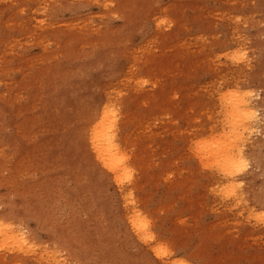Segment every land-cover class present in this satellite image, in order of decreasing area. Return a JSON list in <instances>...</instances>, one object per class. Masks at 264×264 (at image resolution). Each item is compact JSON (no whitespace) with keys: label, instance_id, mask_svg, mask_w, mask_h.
<instances>
[{"label":"rangeland","instance_id":"374dc122","mask_svg":"<svg viewBox=\"0 0 264 264\" xmlns=\"http://www.w3.org/2000/svg\"><path fill=\"white\" fill-rule=\"evenodd\" d=\"M235 86L256 96L264 184V0H0V224L25 236L0 237V264H264V189L229 207L192 156ZM108 92L137 126L122 132L160 258L84 162Z\"/></svg>","mask_w":264,"mask_h":264},{"label":"bare ground","instance_id":"6f19581e","mask_svg":"<svg viewBox=\"0 0 264 264\" xmlns=\"http://www.w3.org/2000/svg\"><path fill=\"white\" fill-rule=\"evenodd\" d=\"M236 33L237 31L233 34ZM234 40L239 41L238 38ZM244 59L245 57L241 56L240 60ZM236 75L239 76L238 72ZM251 81L249 77L245 82L251 83ZM242 88L235 86L229 94L217 96V101L223 105L222 114L225 127L221 133H216L209 119L207 122L212 134L208 140H200L194 144L192 155L195 156L200 166L213 171L211 172L213 174L212 184L217 186L216 189L229 207L245 203L247 182L254 183L250 190L253 194L255 191L262 192L264 189V184H256L257 172L252 175L248 172L250 164L246 150L249 149L250 153H257L259 157V150H263L261 148L263 142L250 141L255 133V126L259 124L254 104L256 96L252 91ZM119 100V96L115 97L112 93H106L96 117L90 120L84 129V162L90 169L98 171L116 185L119 189L123 217L127 227L139 242L150 246L160 258L165 250L151 234L150 223L137 206L134 197L138 186L134 182L130 162L135 159V156L127 151V148L133 147L134 144L131 143L133 141L130 142V137L122 132L127 124L133 125L134 129L137 126L133 118L129 115H120L116 110ZM136 123L141 127L139 121ZM254 217L257 220L262 219L259 214H255ZM0 237L7 245L25 242L23 234H15L11 227H4L1 224ZM170 264L186 263L171 262Z\"/></svg>","mask_w":264,"mask_h":264}]
</instances>
